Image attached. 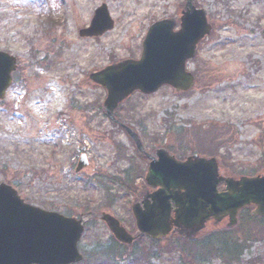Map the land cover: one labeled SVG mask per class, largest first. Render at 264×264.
I'll use <instances>...</instances> for the list:
<instances>
[{
	"label": "rangeland",
	"instance_id": "374dc122",
	"mask_svg": "<svg viewBox=\"0 0 264 264\" xmlns=\"http://www.w3.org/2000/svg\"><path fill=\"white\" fill-rule=\"evenodd\" d=\"M182 1L0 0V50L15 55L17 63L0 101V179L28 203L75 217L108 211L135 233L130 204L144 191L146 163L130 137L108 121L102 112L106 92L88 76L124 57L139 58L150 22L176 16ZM196 1L213 28L187 63L193 88L135 92L115 111L139 132L145 149L169 147L180 156L198 152L211 130L224 166L251 174L264 166V0ZM101 3L115 27L80 37L78 30ZM83 145L88 163L76 173ZM129 165L138 166L131 174L134 191L107 179L123 176ZM250 216L245 210L235 227L210 228L212 234L193 243L161 239L160 256L147 264H264V219ZM84 229L79 249L86 260L77 264H95L90 249L97 243L107 247L112 236L98 218ZM224 239L239 243L237 260L206 253L209 243ZM137 241L125 247L119 264L150 242L142 236Z\"/></svg>",
	"mask_w": 264,
	"mask_h": 264
},
{
	"label": "water",
	"instance_id": "95a60500",
	"mask_svg": "<svg viewBox=\"0 0 264 264\" xmlns=\"http://www.w3.org/2000/svg\"><path fill=\"white\" fill-rule=\"evenodd\" d=\"M184 2L179 29H174L176 17L151 22L139 59L124 58L90 73L89 80L106 90L102 106L111 122L120 124L113 110L136 90L153 93L167 84L177 92H186L192 87L194 77L186 70L185 62L195 56L199 41L210 33L211 24L204 7H197L195 0ZM92 17L87 28L79 30L80 36H98L114 27L105 4L97 7ZM14 69L15 58L0 51V98ZM122 126L141 153L136 133ZM145 156L150 158L145 183L151 189L130 205L135 234L109 212H87L75 218L43 210L25 203L12 187L0 183V264L78 262L82 254L77 242L89 215L101 218L113 237L125 244L140 234L156 240H193L210 228L235 226L239 210L245 206L253 207L252 215L264 217V170L237 177L229 174L214 156L195 153L178 160L163 146L157 147L154 155ZM86 164L83 153L76 171ZM222 181L224 187L218 189Z\"/></svg>",
	"mask_w": 264,
	"mask_h": 264
},
{
	"label": "trees",
	"instance_id": "16d2710c",
	"mask_svg": "<svg viewBox=\"0 0 264 264\" xmlns=\"http://www.w3.org/2000/svg\"><path fill=\"white\" fill-rule=\"evenodd\" d=\"M179 129V128H178ZM182 130V129H180ZM201 130V129H200ZM217 130V129H216ZM202 131V134L207 132V131ZM177 133H181V131L177 130ZM210 133V137H208V134ZM184 134V133H183ZM208 134L204 136L202 143L198 145V150L206 152V153H214L217 154V147L218 145L215 144L214 141H212L214 136L211 134V130L208 131ZM212 136V137H211ZM224 141V140H223ZM207 142V143H205ZM211 143V144H210ZM213 143L215 146H213ZM209 144V145H207ZM117 148L121 147V145H116ZM123 176L120 175H113L109 176L107 179L112 182V184H117L119 187L124 188V190H132L134 189L132 187V168H127L123 172ZM134 191V190H132ZM251 217V216H250ZM253 220H263L261 218H254L252 217ZM228 230V229H226ZM179 242L177 240H172L169 241L170 244ZM186 242V241H184ZM183 243V242H182ZM186 243H193V242H186ZM98 244V245H97ZM93 249H90V254L91 257H93L92 260L96 261L97 264H119L120 260L119 257L122 255L127 246L122 245L121 243H118L114 238H112L107 247L102 248V246L97 243ZM136 243H134L135 245ZM219 245H216L214 243H209L207 246L206 253L207 254H219L222 255L223 257L227 258L228 260H237L239 258L241 249L239 243L236 241H228L227 239H224L223 242L221 241L218 243ZM133 245V244H132ZM100 246V247H99ZM141 248L137 250H132L130 254L126 257L127 263L126 264H147V262L150 260V258L154 256H160V250L158 249L159 242H156L154 240H151L147 246L141 245ZM240 249V250H239ZM163 252V250H162ZM161 252V253H162ZM102 254V257L99 256ZM206 255V254H205ZM124 260V259H123Z\"/></svg>",
	"mask_w": 264,
	"mask_h": 264
},
{
	"label": "flooded vegetation",
	"instance_id": "af4514ba",
	"mask_svg": "<svg viewBox=\"0 0 264 264\" xmlns=\"http://www.w3.org/2000/svg\"><path fill=\"white\" fill-rule=\"evenodd\" d=\"M146 162L148 163V159L146 160ZM147 163H146V164H147ZM146 166H147V165H146Z\"/></svg>",
	"mask_w": 264,
	"mask_h": 264
}]
</instances>
